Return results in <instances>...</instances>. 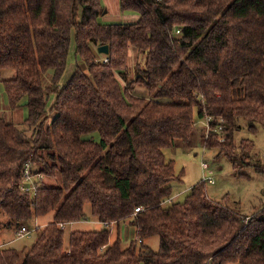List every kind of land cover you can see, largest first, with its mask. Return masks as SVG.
<instances>
[{
    "label": "trees",
    "instance_id": "16d2710c",
    "mask_svg": "<svg viewBox=\"0 0 264 264\" xmlns=\"http://www.w3.org/2000/svg\"><path fill=\"white\" fill-rule=\"evenodd\" d=\"M119 10L138 19L102 21L101 0H0V71H13L0 83L10 109L23 98L27 108L19 125L0 118V213L9 228L52 213L22 253L1 247L0 264H264V203L245 215L203 181L171 202L179 176L163 152L210 116L222 128L201 134L205 148L237 176L264 173L249 163L254 140L234 142L239 121L253 135L264 127V0H119ZM71 46L85 69L65 81ZM132 50L144 64L130 69ZM26 165L40 179L22 191ZM86 221L104 226L67 241L58 226Z\"/></svg>",
    "mask_w": 264,
    "mask_h": 264
},
{
    "label": "rangeland",
    "instance_id": "374dc122",
    "mask_svg": "<svg viewBox=\"0 0 264 264\" xmlns=\"http://www.w3.org/2000/svg\"><path fill=\"white\" fill-rule=\"evenodd\" d=\"M101 3L104 7V16L101 17V20L104 22H119V23H128L135 22L138 19V15L132 12L122 13L119 10V0H101ZM74 47L71 46L68 55L67 68L64 74V79L67 80L70 78L75 64H80L83 67L81 62H75ZM135 64L143 65L144 56H137L136 53L132 50L128 58V66L130 69L135 67ZM13 76V71L10 70H1L0 71V80L7 79ZM125 85L124 82H122ZM133 92L138 96L147 97L148 94L142 88L136 87ZM52 98V97H51ZM167 102L166 100H164ZM26 99L23 98L20 101V107L12 110L8 106L6 95L4 93L2 84L0 83V118H3L7 122L14 123L16 125L21 124L23 120L27 117V108L25 106ZM52 100L48 102V107L51 105ZM204 120L196 121V123H201L202 128L198 132L196 129L193 130L194 134L192 137V142L190 144L177 142L172 148L164 150V156L166 160H172L174 164V172L178 175V179L173 180L171 185L172 198L169 199L171 202H181L184 197L188 194L190 189L195 186L199 181L203 180L204 177H207L209 174L213 177L214 183H206L207 195L214 199L220 200L224 196H228L232 201L239 203V210L245 215H251L255 212V208H259L261 204L264 203V173H256L252 167L242 168V173L245 175L237 176L232 170L230 162L224 158L217 156V149L215 148H205L203 140L200 138L201 134L204 135L205 140V125ZM256 134L253 135L249 130L250 123L248 121H239V129L234 134V142L237 144L241 139L252 138L255 142V149L253 151V157L251 158L252 162L250 164L258 161L264 163V127L258 123ZM218 127V126H217ZM216 127V128H217ZM25 129V128H24ZM221 130V129H220ZM216 129V131H220ZM193 133V132H192ZM196 133L199 136L196 135ZM30 135V134H29ZM222 138V137H220ZM223 139V138H222ZM191 140V138H190ZM189 140V141H190ZM202 163L208 165V170L202 168ZM40 177H37L39 180ZM49 183L47 178H41ZM230 200V201H231ZM169 201V202H170ZM168 202V201H167ZM89 208V206H86ZM86 210H88L86 208ZM38 224L40 227L45 223L52 221V213L46 215L41 219ZM9 219L3 214L0 213V243L5 241H10L14 238L13 229L7 226ZM33 224V223H32ZM30 225V224H28ZM104 225L96 222H80L78 224H73L67 226L65 229V240L67 241L68 235L75 230H97ZM126 226H121L120 231L117 230L116 226L110 228V237L109 241L112 242L116 239L117 233L123 237L125 235ZM117 231V232H116ZM36 231L31 232L28 237L15 240L14 242L6 245V247L16 248L20 253L23 250L27 249L31 243L34 241ZM130 236H133L131 230ZM153 250L158 248V238L152 237L145 241Z\"/></svg>",
    "mask_w": 264,
    "mask_h": 264
},
{
    "label": "built area",
    "instance_id": "2783aa9c",
    "mask_svg": "<svg viewBox=\"0 0 264 264\" xmlns=\"http://www.w3.org/2000/svg\"><path fill=\"white\" fill-rule=\"evenodd\" d=\"M177 33H178V31H177ZM104 61H106V60H104ZM204 119L205 120H204L203 123L205 125V132H206L205 136L210 137V133L211 132L216 131V129L220 130L222 128L220 125L217 128L210 125V122L212 121V117L206 116ZM207 137H205V139ZM218 140L222 141L223 139L219 138ZM202 168L204 170H208L209 167H208V165L206 163H202ZM37 177H39V176L34 177V176L30 175L29 169H28V165H26L25 176L23 178V185L20 187V189L22 191H29V190L33 189V185H34V182H35L34 180H36ZM201 181L208 182V183H211V184L214 183V179H213V177L210 174L207 177H204V179L201 180ZM140 210H141V208H136L135 212H138ZM71 225H73V223H68V224H65L63 222L58 223V226L62 230H65L67 226H71ZM37 228H38V223L36 221L30 227L26 226L24 224L16 223V226H14L12 228L13 229L14 238L11 239L10 241L6 242V243H0V248L3 247V246H6V245H8V244H10L12 242H14L15 240L22 239L24 237H28L30 235V233L34 232L35 230H37Z\"/></svg>",
    "mask_w": 264,
    "mask_h": 264
},
{
    "label": "crops",
    "instance_id": "0c3cea01",
    "mask_svg": "<svg viewBox=\"0 0 264 264\" xmlns=\"http://www.w3.org/2000/svg\"><path fill=\"white\" fill-rule=\"evenodd\" d=\"M104 21H105V20H104ZM108 22H109V21H108ZM195 127H196L197 129H196ZM201 128H202V124H201V123H197V124L194 126V129H193V130L196 129V130L199 132ZM202 129H203V128H202ZM193 134H194V131H193ZM193 134H192V137H193ZM196 135L200 137V135H198L197 133H196ZM191 142H192V138H191V140L189 141L188 144H190ZM173 196H174V195H173ZM38 221L40 222V221H42V220H38ZM88 222H93L94 224L96 223L95 221H88ZM38 224H40V223H38ZM45 224H46V223H45ZM45 224H44V225H45ZM76 224H78V223H76ZM99 224H100V223H99ZM44 225H43V226H44ZM122 226H126V225L123 224ZM41 227H42V226H41ZM117 228H118V227H117ZM126 230H127V226H126V229H125V233L127 234L128 231H126ZM6 242H8V241L1 242V243H6Z\"/></svg>",
    "mask_w": 264,
    "mask_h": 264
},
{
    "label": "water",
    "instance_id": "95a60500",
    "mask_svg": "<svg viewBox=\"0 0 264 264\" xmlns=\"http://www.w3.org/2000/svg\"><path fill=\"white\" fill-rule=\"evenodd\" d=\"M97 52L101 54H108V46L107 45L99 46L97 48Z\"/></svg>",
    "mask_w": 264,
    "mask_h": 264
}]
</instances>
